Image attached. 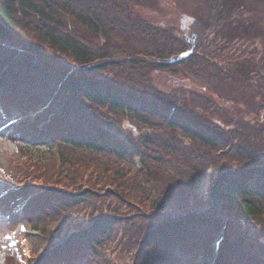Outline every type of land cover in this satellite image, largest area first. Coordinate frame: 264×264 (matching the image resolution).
Segmentation results:
<instances>
[{"label":"trees","instance_id":"1","mask_svg":"<svg viewBox=\"0 0 264 264\" xmlns=\"http://www.w3.org/2000/svg\"><path fill=\"white\" fill-rule=\"evenodd\" d=\"M248 1L264 3V0H205L211 9L206 15L208 24L200 18L204 29L196 35L199 41L192 51L189 36L176 38L169 44L171 40L166 38L167 34L164 37V32L158 29L155 33L139 16H131V7L125 0H0V107L3 109L6 99L20 106L50 105L36 120L13 129L15 134L22 135L19 139H23L25 145L27 141L45 142L53 138L68 147V155L85 152L106 157L107 165L97 179H114L111 196L120 198L121 210L130 213V218H125L129 221L131 236L128 247L133 255L131 264L193 263L212 250L213 236L204 239L207 235L203 230H216L223 223L227 224L230 236L214 264H264V254L248 251L246 239L239 235L242 228L238 227L242 224L249 227L253 218L264 215V118L250 120L244 117L247 113L240 110L230 117L229 123L216 126L201 112L220 110L210 103L205 93L177 87L174 95L152 86L149 78H146L149 83L139 82L140 79L147 81L143 80L145 74L140 69L146 74L155 69L177 73V66L189 68L193 62H201L216 65L217 68H212L215 77L240 82L244 87H240L242 94H246L247 91L242 90L251 85L249 101L260 102L264 107V101L258 99L264 96V79L255 70L258 68L242 67L250 66L245 64H250V59L244 57L246 48L254 45L252 35L242 27L244 23L251 25L248 23L251 19ZM112 27L125 34L135 33L153 39L150 53L137 56L146 61L145 67L135 62L138 64L137 78H132L138 82L130 83L128 79L120 85L114 78V83L106 80L107 71L116 63V59L106 54L107 29ZM208 28L213 29L214 37L206 33ZM99 32L102 42L96 43L94 40ZM263 35L258 32V37L263 38ZM241 45L245 50L242 51ZM189 51L193 53L170 61ZM62 54L64 59H54ZM200 70L204 72L206 68ZM255 72L257 78L253 76ZM143 86L145 88L141 89ZM100 107L133 116L140 123L154 121L155 125L166 126L169 130L178 129L187 139L198 141L207 149L223 154L230 149V157H223L229 164L223 166L212 183L208 198L204 199L198 192L199 187L190 179L186 182L176 177L162 180L167 176L158 177L148 162L143 163L144 176L133 183L126 182L124 176L119 179L108 174L111 170L119 171L121 162L134 156H141V160L143 155L153 158L149 156V147L163 140L157 136L158 130L152 128L150 132L145 131L142 138H123L97 121L93 113ZM170 136L172 143L174 135ZM169 148L170 157L180 151L176 146ZM181 152L190 175L187 179L194 178L192 172L200 173V169L204 173L203 164L198 168L190 164L189 160L197 157L194 151L183 149ZM110 161L112 168L109 169ZM171 162V158L165 160V166L169 173H174L169 170ZM155 191H159V195H153ZM81 199L75 196L73 201L80 204ZM52 201L55 205L72 204V200L64 197ZM114 223L102 217L82 237L58 250L61 253L66 249L64 255L57 257L56 264H77L84 251L99 243L100 235H110ZM197 225L208 228L203 229L202 234L197 233ZM51 256L56 258L55 252Z\"/></svg>","mask_w":264,"mask_h":264},{"label":"rangeland","instance_id":"2","mask_svg":"<svg viewBox=\"0 0 264 264\" xmlns=\"http://www.w3.org/2000/svg\"><path fill=\"white\" fill-rule=\"evenodd\" d=\"M125 1H128L127 4L131 7V16H139L141 21L150 26L155 33L158 32V29L164 32V37L167 34L166 38L171 40L169 44H173L172 40L176 38L181 39L183 36H189L192 39V51L196 50L198 45L199 37L196 35L203 33L204 29V26L201 27L200 18L206 21L208 19L206 15L211 10L210 4L207 5L205 0ZM248 4L247 9L250 11L251 18L248 23L251 25L247 26L244 23L242 27L245 28L247 34L252 35L251 42L254 45L246 48V57H244L250 59V64L245 63L250 66L242 67L243 69L258 68L255 70L259 71L261 78L264 79V35L263 38L258 37L259 31L264 34V3L261 1L249 3L248 1ZM244 12L246 13V10ZM249 13L247 12V14ZM113 21L115 22V20ZM206 23L208 24V20ZM147 29L149 30V28ZM107 30L109 43L106 54L110 58L116 59V63L112 65L111 71L110 69L107 71L106 80L114 83L115 81H112L114 78L120 85L126 83L125 81L128 79L131 80L130 83L138 82L132 78H137L135 71L138 64L135 62L141 63L145 67L146 61L137 56L141 55L140 53H150L148 50L153 39L135 33L125 34L124 31L116 30L114 27ZM212 32V28H208L206 31L210 38L215 35ZM100 40L101 33L99 32L94 41L100 43L102 42ZM241 46L242 51L245 50V47ZM239 48L240 46L237 49ZM64 57L65 55L62 54L54 57V59L60 60ZM257 64L258 67H256ZM200 68H206V70L203 72ZM212 68L217 67L216 65L193 62L192 67L189 68L177 66V73L159 69L150 70L151 73L148 72V74L143 69H140V72L145 74L143 80L149 78L152 86L167 93L171 92L175 95L174 89L177 87H189L198 93H205V96L211 100L210 103L214 104L216 108L217 106L220 107L218 112H214L215 109L208 113L201 110L206 116V120L216 126L229 123L230 117L238 111L240 113V110L247 113L244 116L247 119L260 118L263 120L264 107L261 106L260 102L256 104L252 100L253 104L249 101L251 85L246 86L242 92H247L242 94L240 93V87H242L240 82L215 77ZM254 75L256 72L253 73ZM254 77L257 78V76ZM146 80L140 79L139 82L149 83L148 79ZM131 86L136 87L138 85ZM144 88L145 86L141 89ZM242 88L244 89V87ZM258 99L264 101V96L262 95ZM244 101L247 102L245 105L242 104ZM17 105L12 100L6 99L2 103L3 109L0 107V264H56L57 257L60 258L66 251V249H63L61 253L58 251L66 244L62 241L67 237H75L72 239V242H75L84 235L81 231L76 230L91 223L93 225L102 217H108L115 222V225H112L110 235L108 233L100 235L99 243L86 253L84 251L78 258L77 264H131L133 261V255L129 249L131 236L129 221L126 219L130 218V213L128 210H121L120 198L116 199L111 196L113 195L112 184L114 179L110 178L108 181L99 177L97 179L99 172L102 170L103 173L104 167L107 165L106 157L85 152L76 155L70 152L68 155V147L53 138L46 141V144L36 141L32 145L30 143L25 145V141H18L19 138H16L14 134H8L17 122L8 123V121L11 118L19 117L24 121V119L34 118L38 114H44L46 111L40 110V107ZM8 109L10 110L7 111L9 116L4 118L3 114ZM95 110L93 115L97 121L106 124L110 130L119 133L123 138L128 139L129 136L136 139L142 138L145 136L143 135L146 133L145 131L150 132L152 128L158 130L157 136L163 140L148 149L151 152L149 156L155 158V161L151 160L153 158L143 155L141 162L137 164L136 159L134 160L132 157L130 160L129 158L126 162H121L119 171L111 170L108 173L112 174L111 176L119 179L124 176L126 182L133 183L138 177L144 176L143 163L148 162L155 168L156 171L151 167L153 173L157 172L158 177L167 176V178L162 177V180H171L176 177L182 178V181L186 182L190 179L194 186L201 187V192H203L207 188L209 190L211 184L220 175L223 166L229 164L225 162L223 157H230V149L225 151L226 154H223L203 147L198 144V141L187 139L183 132L178 129L169 130L166 126L155 125L154 121L151 124L140 123L133 116L109 111L103 107ZM26 114L28 117L24 118ZM171 134L174 135L172 143H170ZM169 146H176L180 151L175 156L170 157L171 149ZM183 149L195 152L197 157L194 160L190 159V164L191 166L194 165V168L203 164V174L200 169V173L192 172L191 175H194V178L188 177L187 179V176L190 175H188L181 159V150ZM155 154H159V156L156 157ZM170 158L172 166H169V170H173L174 173H169L165 166V160ZM110 160L115 159L111 158ZM107 168H112L111 161ZM96 183H98L97 186ZM4 187H10L22 197L16 198L14 195H6L5 192L7 191L4 190ZM199 188L198 192H200ZM159 193V191H155L152 194L159 195ZM59 195L72 200V204L65 205L61 202L58 205L53 204L52 199L54 198L62 200ZM75 196L81 197L83 202L76 204L73 201ZM26 201L28 203L27 210L26 206L20 209ZM204 205L207 207V204ZM114 211L117 214L113 215ZM133 211L135 212L136 209L134 208ZM20 223L28 227V233L25 234L26 240L19 241L20 252H16L12 247L14 243L12 238L18 237L16 231ZM249 224V227L246 224L238 226L242 228L239 235L246 239L248 244L246 248L250 253L264 254V215L253 218ZM222 227L223 224L216 230L206 231L203 229L208 227L203 228L197 225V233H201L203 230L207 235L206 237L202 235L203 238L209 240L213 236V241L221 236L224 230ZM236 227L234 226V228ZM236 233L238 235V232ZM229 234L228 231L227 236H230ZM133 250L136 251V248ZM52 252H55L56 258L49 257ZM8 256L12 257V260H9ZM190 264H201V258Z\"/></svg>","mask_w":264,"mask_h":264}]
</instances>
